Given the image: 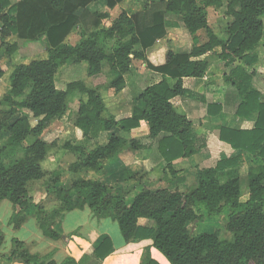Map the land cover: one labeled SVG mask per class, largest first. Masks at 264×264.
<instances>
[{
  "label": "trees",
  "instance_id": "1",
  "mask_svg": "<svg viewBox=\"0 0 264 264\" xmlns=\"http://www.w3.org/2000/svg\"><path fill=\"white\" fill-rule=\"evenodd\" d=\"M94 1L0 0V46L13 66L9 88L0 96V139L8 134L0 144V201L8 199L14 204L10 222L18 228L35 216L46 236L60 239L64 236V213L88 205L95 216L116 220L126 242L152 239L153 246L171 264H264V95L253 85L255 72L247 70L259 60L264 0H139L140 11H122L113 19L109 9L123 0H106V10L92 13L87 6ZM210 8L228 17L224 38L211 27ZM169 14L180 21L167 19ZM180 22L192 36L190 51L168 48L164 62L154 64L146 50ZM76 29L79 41L66 42ZM202 31L205 41L199 35ZM12 36L30 41L44 39L47 57L14 63L20 44L11 42ZM209 56L223 62L225 84L235 87L241 96L237 115L247 118L257 113V118L250 129L220 126L219 138L232 147L233 154L221 156L215 166L197 167V184L182 191L174 161L191 157L207 143H201L193 122L175 107L172 99L200 98L184 86L183 79L204 77ZM136 59L146 60L147 67L162 73L163 79L145 87L134 98L129 116L104 117L107 105L101 92L83 80H72L65 89L57 87L56 73L62 65L85 61L88 75L98 76L107 61L109 88L120 92L136 76ZM10 64L0 62V79ZM166 76L176 79L174 84ZM70 99L76 101V110L69 105ZM221 110L219 104H208L209 115ZM32 118L37 119L35 125ZM54 119L72 122L84 138H96L115 127L130 133L146 121L149 138L155 140L165 133L157 148L166 163L165 172L172 179L166 186H143L136 192L142 175L132 169V163L134 152L144 147L142 141L112 133L105 143L90 149L68 140L59 145L57 139L48 142L43 138ZM60 147L74 153L76 160L66 168H43L42 162ZM244 154L251 156L246 198L240 174ZM84 169L105 173L100 178L77 176L69 185L62 184L66 171L76 174ZM36 182H42L46 191L55 195L57 203L53 208L34 201L32 186ZM200 205L209 215L230 210L226 224L232 234L230 239L192 230L191 224L202 216ZM140 218L153 224L141 225ZM3 240L0 225V246ZM113 251L112 239L105 237L94 255L103 260ZM15 260L23 264H57L51 253H31L19 239L13 240L8 253L0 252V264ZM61 264L80 263L69 256ZM141 264L159 263L147 256Z\"/></svg>",
  "mask_w": 264,
  "mask_h": 264
},
{
  "label": "crops",
  "instance_id": "2",
  "mask_svg": "<svg viewBox=\"0 0 264 264\" xmlns=\"http://www.w3.org/2000/svg\"><path fill=\"white\" fill-rule=\"evenodd\" d=\"M18 1L19 0H14V2ZM123 1L117 4L114 8L109 9L112 19L117 18L122 11H126L128 14H133L142 9V3L137 0ZM99 2L101 4H99L97 8H92L94 4L96 5ZM107 8L106 0H96L87 6V9L92 13L101 12ZM217 11L219 16L222 17L221 19L224 21V24H222L224 25L222 30H219V32H223L226 29L228 17L223 15L221 10ZM170 16L172 15L169 14L167 19L171 20ZM174 18H176V21H180L178 17L174 16ZM219 32L216 33L220 36ZM74 34L75 32L72 31L66 37L65 41L71 44H76L80 37L75 39ZM200 34L201 32L199 35ZM201 40L205 41L206 37H202ZM14 42H17V40ZM191 47L192 36L187 32L180 22L178 27L169 28L163 38L158 39L154 46L148 48L146 50V55L154 64H159L164 62V54L168 48L176 51L188 52L190 51ZM1 55L0 62L2 64H7V62H9L8 60L10 59L6 52H3ZM209 59V67L204 77H185L183 79L184 86L198 93L200 98L176 96L172 99L175 107L180 112L185 113L187 117L193 122L195 133L200 138L201 143H207V145L201 146L197 153L191 157H182L174 161V168L177 170L178 176L177 180L183 189L185 186H187L185 176H188L189 174L194 176V184H197V167L202 168L215 166L221 156H230L233 154L234 150L232 147L224 141H221L219 138L220 126L250 129L254 127L257 118V113H253L247 118H241L237 115V109L239 103L242 100L241 96L235 87L225 84V68L223 62L214 56H209ZM134 64L136 69V77L131 85H128L124 90H122L124 93L133 92L131 95H129L130 98H128L129 108L128 110L126 109L128 114L121 117L116 116V118L129 116L132 113L134 98L145 87L163 79L162 73L147 67L146 60L136 59L134 60ZM136 65H138L137 67H140V69H137ZM11 68L13 69V67ZM105 69H108L110 72V66L103 68V70ZM247 70L250 72H255V76L253 77V85L264 95V44L259 50L258 62L255 64V66H247ZM166 78L171 84H174L176 81V79L172 78L171 76H166ZM131 89H134V91ZM211 103L222 106V110L219 114H208V104ZM109 116L110 115H106L104 117ZM33 119H35L37 122L36 118ZM72 127L73 128H69L67 130V140L71 141L73 144H80L82 138L84 139L83 136H80V134L82 135V132L74 125ZM140 131H142L144 135L148 136L149 131L146 121H142L140 127L134 129L132 132L125 133L126 136L116 132L115 130L106 132V135L108 139L112 133H117L127 138L134 137L139 139ZM6 134L2 135L0 144L7 139L8 134L7 136ZM74 134H76V136H74ZM163 135H165V133H162L160 137ZM159 138L155 139L152 145L142 141L144 147L134 152L132 169L142 175V181L136 187V192L143 188V186L162 185L158 181L160 180L161 175L165 172L166 163L163 161L157 148ZM244 159H246L247 163L251 162V156L248 154H244ZM74 160H76V156L74 154H72L69 150L62 149L59 153L56 152L54 155H52V157L46 158L43 162L48 166V169H45L56 170L59 166H67ZM84 170H87L86 176L89 177L92 170ZM65 176L66 181L62 180V184L69 185L73 178L70 172H67ZM37 183V189L34 190V192L32 191V195L36 203H42L43 199H45L47 195L50 196L52 194H49L46 191L42 185V182ZM168 183L169 181L167 184ZM183 189L180 190L183 191ZM188 189L189 187L186 190ZM1 210H5L8 214L6 222L11 230V235L9 237L10 240H8L4 234V240L0 246L1 253H8L13 246V240L19 239L28 245L31 253H37L41 255L51 253L52 259L57 264H61L69 256L75 258L80 264H141L143 258H146L147 256H150L159 264H168V262L164 260V258H162V256L156 250L157 248L153 246L152 239H138L133 242H126L121 233L120 227L118 228L117 226L119 224L116 222V220L111 219L110 217L99 218L95 216L88 205H85L82 209L77 208L64 213L61 222L64 236L60 239H52L46 236L43 230L39 227L37 218L35 216H30L21 224L20 227L15 228L14 224L10 222L15 207L14 204L8 199L0 201V211ZM30 223H33V226L30 225ZM139 223L141 225L153 224L152 221L145 218H140ZM112 224H114L116 226V230H118L117 237H114V235H112V233L109 231ZM68 235L72 236L67 237ZM105 237H110L112 239L114 251L105 259L100 260L95 257L94 250ZM8 264L23 263L15 260L9 262Z\"/></svg>",
  "mask_w": 264,
  "mask_h": 264
},
{
  "label": "rangeland",
  "instance_id": "3",
  "mask_svg": "<svg viewBox=\"0 0 264 264\" xmlns=\"http://www.w3.org/2000/svg\"><path fill=\"white\" fill-rule=\"evenodd\" d=\"M12 1L14 2V0H12ZM137 1H139V0H137ZM99 4H101V3L99 2L96 5L94 4L92 6V8H94V7L97 8V6ZM217 12L218 11L214 8L209 9L211 27L218 33L219 30H222V28L224 26L222 24H224V21L221 19L222 17L219 16V14ZM170 18L172 21H176V18H174L173 15L170 16ZM262 19L264 21V16H262ZM78 31H79L78 29L74 30V32H75L74 38L75 39L80 37L78 34ZM219 33H220L221 38H224L226 35L225 31L219 32ZM200 37L201 38L206 37L204 31L201 32ZM15 40H17V42L20 44V48L17 51L16 55L14 56V59H13L14 63H19V62L28 63L30 60H32L34 58H45V57H47L46 41L44 39L24 41L21 39L20 40L17 39L15 36L10 38L11 42H14ZM263 44H264V36L261 40L260 48H262ZM4 50H5L4 47L0 46V57L2 56L1 54L3 52H5ZM8 61L9 62H7V65L12 63V61H10V60H8ZM103 66L109 67V63L107 61H104ZM137 66L138 65H136V67ZM5 67H7V66H5ZM11 67H13L12 64H10V68H8L5 71L4 76L0 79V96H2L7 91V89L9 88L10 81H11V73L13 71V69ZM138 68L140 69V67H137V69ZM103 71L104 72L98 76H89L88 71H87V62L83 61V62L77 63V64L66 63V64L62 65L59 68L58 72L56 73V84H57L58 88L65 89L68 82H70L72 80H78V79L83 80L89 86L95 87L101 92V94H102V96L106 102V105H107V110L104 112L103 116L114 115L117 117H121V116L127 115L128 112L126 111V109L128 110V108H129L128 107L129 106L128 105V98H130L129 95H131L133 92H130V93L125 92L124 93L121 91L122 92L121 93V92H116L114 89L109 88V80L111 79V73L109 72L108 69H105ZM135 77H134V79H135ZM134 79L131 80L129 85H131L133 83ZM131 90L134 91V89H131ZM69 105L72 106L73 109H75V110L78 107V105L76 104V101L71 100V99L69 101ZM31 122L34 125L36 124V121L33 118L31 119ZM72 126H73V123L70 121L67 122V121H62L59 119H54L50 122L49 126L44 130L43 138L45 140H47L48 142L57 139L58 144L62 145L64 143V141L67 140V134H68L67 130L69 128H73ZM114 130L116 132L126 136L125 135L126 132L121 131L119 128L115 127L113 129V131ZM106 132H110V131H102L96 138H84V139L82 138V141H80L81 142L80 144L85 146L87 149H90V148H93L94 146H96L98 144L105 143L108 140ZM5 134L6 133H4V135ZM6 136H7V134H6ZM74 136H76V134H74ZM80 136H82V135L80 134ZM139 136H140V138H139L140 141L150 143L151 145L154 143V140L149 138V136L144 135L142 133V131H140ZM62 149L63 148L60 147L58 149L57 153H59L60 150H62ZM72 154H74V153H72ZM49 157H52V155ZM249 164L250 163H247L246 159H245L243 161V164L241 165V185H242V193L244 195V198H246L248 195V172H249L250 167H251V165H249ZM42 166L44 168L48 167L47 164L44 162L42 163ZM59 168H66V165L59 166L57 169H59ZM67 172H70V171H66L64 174L66 175ZM86 173H87V170L80 171L76 174L70 172L72 178H75L77 176L87 177ZM104 173L105 172H102V171L99 173L91 171L89 177L90 178H100V177H103ZM64 174H63L62 180L66 181V178H65L66 176ZM145 177H146V175H145ZM185 177H186V183H187L186 185L187 186H185L183 189L182 186H180L179 183L178 184H179L180 189H183V191H188L189 189H191L195 186V184H194L195 178L191 174H189L188 176H185ZM171 179H172L171 174L169 172L168 173L164 172L161 175V178L158 182H160L162 184V186H166L167 182ZM37 184L38 183L36 182L32 186L33 192H34V190L37 189V186H38ZM188 187H189V189L186 190ZM56 203H57V200H56L55 195H50V196L47 195V197L45 199H43V201H42V204H44V206L46 208H53L56 205ZM229 212H230V210L226 208L219 214L209 215L207 213L206 208L203 205H200L199 213L202 216L200 219H198L197 221H195L191 224L192 230L195 233L214 232V233H218L222 239H230L232 237V234L228 231L227 226H226L228 218H229ZM7 216H8V214L6 213L5 210L0 211V218H1V220H0L1 224L0 225L2 226L1 228L3 229V233L6 235V238L8 240H10L9 237L11 235V230H10V227L7 225V222H6ZM30 225L33 226V223H30ZM117 226L119 228V225H117ZM109 231L112 233V235H114V237H117V231L118 230H116V226L114 224L111 225ZM8 242H10V241H8ZM156 250L162 256V258H164V260H166L168 262V264H171L170 261L165 257V255H163V253L161 251H159L158 249H156Z\"/></svg>",
  "mask_w": 264,
  "mask_h": 264
}]
</instances>
